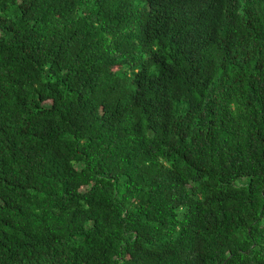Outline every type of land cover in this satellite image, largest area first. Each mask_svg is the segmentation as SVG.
Returning a JSON list of instances; mask_svg holds the SVG:
<instances>
[{
  "label": "trees",
  "instance_id": "obj_1",
  "mask_svg": "<svg viewBox=\"0 0 264 264\" xmlns=\"http://www.w3.org/2000/svg\"><path fill=\"white\" fill-rule=\"evenodd\" d=\"M0 264H264V0H0Z\"/></svg>",
  "mask_w": 264,
  "mask_h": 264
}]
</instances>
